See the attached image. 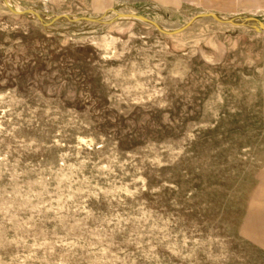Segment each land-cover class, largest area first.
Returning a JSON list of instances; mask_svg holds the SVG:
<instances>
[{"label":"rangeland","instance_id":"374dc122","mask_svg":"<svg viewBox=\"0 0 264 264\" xmlns=\"http://www.w3.org/2000/svg\"><path fill=\"white\" fill-rule=\"evenodd\" d=\"M262 174L264 9L0 0V264H264Z\"/></svg>","mask_w":264,"mask_h":264},{"label":"crops","instance_id":"0c3cea01","mask_svg":"<svg viewBox=\"0 0 264 264\" xmlns=\"http://www.w3.org/2000/svg\"><path fill=\"white\" fill-rule=\"evenodd\" d=\"M119 0H91L92 9L104 13L111 9ZM159 6L180 7L182 5H202L210 11L232 12L246 8L264 9V0H147ZM264 174L261 175L260 185L253 197L248 216L244 224V232L251 240L264 249Z\"/></svg>","mask_w":264,"mask_h":264},{"label":"bare ground","instance_id":"6f19581e","mask_svg":"<svg viewBox=\"0 0 264 264\" xmlns=\"http://www.w3.org/2000/svg\"><path fill=\"white\" fill-rule=\"evenodd\" d=\"M130 15H133V14H130Z\"/></svg>","mask_w":264,"mask_h":264}]
</instances>
